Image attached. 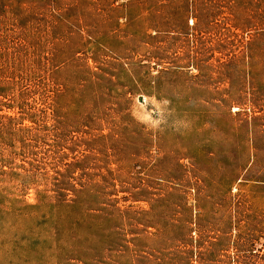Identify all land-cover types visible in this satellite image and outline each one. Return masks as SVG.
I'll return each instance as SVG.
<instances>
[{
	"label": "rangeland",
	"instance_id": "obj_1",
	"mask_svg": "<svg viewBox=\"0 0 264 264\" xmlns=\"http://www.w3.org/2000/svg\"><path fill=\"white\" fill-rule=\"evenodd\" d=\"M0 264H264V0H0Z\"/></svg>",
	"mask_w": 264,
	"mask_h": 264
}]
</instances>
